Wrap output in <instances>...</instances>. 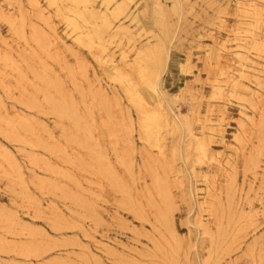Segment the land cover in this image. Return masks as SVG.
<instances>
[{"label":"rangeland","instance_id":"rangeland-1","mask_svg":"<svg viewBox=\"0 0 264 264\" xmlns=\"http://www.w3.org/2000/svg\"><path fill=\"white\" fill-rule=\"evenodd\" d=\"M38 1L0 0V264H264V86L245 92L257 85L238 76L237 55L244 42L264 78V43L237 34L264 35V0L257 14L237 0H184L177 12L162 0L172 24L165 107L184 125L160 147L101 49L75 43L55 4ZM157 1L130 5L151 20ZM151 28L136 44L159 53ZM126 42L110 52L137 79ZM61 96L59 112L49 98ZM189 129L216 159L186 144Z\"/></svg>","mask_w":264,"mask_h":264},{"label":"bare ground","instance_id":"bare-ground-1","mask_svg":"<svg viewBox=\"0 0 264 264\" xmlns=\"http://www.w3.org/2000/svg\"><path fill=\"white\" fill-rule=\"evenodd\" d=\"M131 1L48 0L49 4H55L57 12L64 17L67 27L71 29L70 32L73 34L72 38L75 43L83 44L89 48L98 46L105 54L101 56L100 61L107 66V71L113 76L114 80L124 84L130 100L137 106L140 112V126L143 130L144 138L151 143L155 142L160 147L164 140V132L170 133L177 130L180 125H184L179 115L174 114L173 116L165 107V103H169L171 99V94L167 93L163 86V73L170 59V47L167 40L171 34L172 24L169 20V10L162 0L157 1V7H155L153 12L154 17L151 20H147L136 9L133 10V6L130 5ZM183 1L173 0L171 9L174 12L179 11ZM256 1L237 0V6L244 12H255L257 14L259 2ZM35 2L39 5L38 0H35ZM153 23L159 28V33L156 35L161 41L159 53H157L156 49H152L149 43H144L140 47L136 44L138 37L142 36L144 30H152L151 24ZM237 34L240 36L241 42L251 38L256 44L264 43V35L257 33L256 28L253 30H240ZM124 37L127 38V42L123 48L127 50L135 48L138 53L133 64L137 72V79L132 77L131 72H125L121 65L115 61L114 53L110 52L111 45L116 41L118 45H121ZM224 47L220 46L213 50L210 58L219 60ZM146 49H148L147 52ZM238 51L237 55L244 61L238 76L245 78L246 74L251 73L255 79L252 81L257 85L255 91L247 87L245 92L252 93L254 96H261V89L264 86V78L261 74L263 70L254 65L255 61L248 56L244 42L239 45ZM127 64L130 65L131 63ZM236 77L230 76L228 73L227 78L235 81ZM223 88L224 84L219 83L215 92L216 95L222 94ZM66 99H68L66 96H61L49 98V101L61 112V106L66 105ZM69 113L73 120L79 121L73 108L69 110ZM226 114L227 110L223 109L215 120L209 118V116L207 120L214 122V125L217 119H224ZM240 115L242 119L240 127L243 128L245 126V118L250 115L243 110H240ZM223 133L222 138H225ZM187 136L186 144L189 147L194 145L200 156L211 159L217 158V153L204 136L197 135L190 129L187 132ZM234 139H239L237 133H235ZM110 180L112 179L110 178ZM201 221L199 220L196 224L202 225Z\"/></svg>","mask_w":264,"mask_h":264}]
</instances>
